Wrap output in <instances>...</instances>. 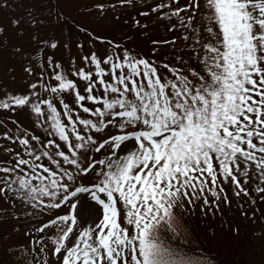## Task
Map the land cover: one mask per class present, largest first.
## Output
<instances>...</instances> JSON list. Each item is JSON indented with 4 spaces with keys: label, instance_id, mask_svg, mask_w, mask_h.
<instances>
[{
    "label": "snow or ice",
    "instance_id": "obj_1",
    "mask_svg": "<svg viewBox=\"0 0 264 264\" xmlns=\"http://www.w3.org/2000/svg\"><path fill=\"white\" fill-rule=\"evenodd\" d=\"M173 3L180 0L152 11L169 8L166 18H177L169 30L187 33L182 39L192 52L175 57L178 64L92 54L83 59L93 70L74 73L86 82L85 94L56 65L55 85L39 84L52 98L33 83L29 94L0 103L28 107L47 137L20 126L3 134L15 147H0L9 157L0 160V198L68 209L36 228L50 238L36 241L48 249L46 264H184L160 235L175 230L177 207L202 201L218 208L221 198L227 204L229 182L234 196H247L250 172L254 191L264 193V0ZM109 126L117 131L97 135ZM90 173L91 186L78 182Z\"/></svg>",
    "mask_w": 264,
    "mask_h": 264
},
{
    "label": "rangeland",
    "instance_id": "obj_2",
    "mask_svg": "<svg viewBox=\"0 0 264 264\" xmlns=\"http://www.w3.org/2000/svg\"><path fill=\"white\" fill-rule=\"evenodd\" d=\"M170 2L0 0V103L9 102L13 96L29 94L33 91L30 88L33 83L37 84V90H40L41 83L54 86L53 67L56 65H59L56 71L67 75L76 83L80 93L85 94L86 82L74 73L79 69L93 70V66L83 59L92 54L98 58L106 54L122 57L128 52L158 63L178 64L175 57L186 59L192 52L191 47H186L188 42L182 39L187 33L183 28L169 30L177 23L175 17L166 18L169 8L152 11L158 4ZM185 2L180 0L171 7H180ZM173 40L175 44L164 43ZM40 91L42 96L52 98ZM94 94L103 96L102 91H94ZM64 100L79 111L72 94H65ZM86 106L94 107L87 102ZM57 107L61 110L58 102ZM80 114L83 118H92ZM34 121L35 116L28 107L0 109V147H15L2 137L5 132H16L17 126L46 140L44 130L35 127ZM109 129L111 131L106 129L105 133L97 135L104 138L117 131L111 126ZM93 156L95 159L104 158L96 153ZM8 159V155L0 152V160ZM91 175L78 182L91 186ZM250 176L252 179L244 185L249 193L247 196H234L229 182L224 185L229 199L227 204L221 198L218 208L204 206L202 201H195L192 205L185 202L183 207H177L173 223L175 230L160 233L164 246L178 253L184 264H264V193L254 191L256 177L251 172ZM77 208L79 210V205ZM67 211V206L58 210H41L21 204L18 199L0 198V264H46L51 259L48 249L36 241L43 237L46 245L50 238L36 232V228L57 215L67 214ZM94 220L93 213L89 223Z\"/></svg>",
    "mask_w": 264,
    "mask_h": 264
},
{
    "label": "trees",
    "instance_id": "obj_3",
    "mask_svg": "<svg viewBox=\"0 0 264 264\" xmlns=\"http://www.w3.org/2000/svg\"><path fill=\"white\" fill-rule=\"evenodd\" d=\"M93 37V36H92ZM101 37V36H100Z\"/></svg>",
    "mask_w": 264,
    "mask_h": 264
}]
</instances>
